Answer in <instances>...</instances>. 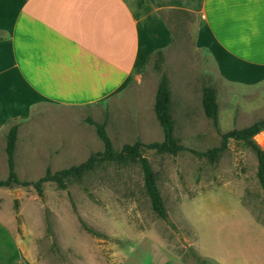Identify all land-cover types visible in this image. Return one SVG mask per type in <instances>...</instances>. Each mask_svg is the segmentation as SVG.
I'll return each instance as SVG.
<instances>
[{
  "label": "rangeland",
  "instance_id": "1",
  "mask_svg": "<svg viewBox=\"0 0 264 264\" xmlns=\"http://www.w3.org/2000/svg\"><path fill=\"white\" fill-rule=\"evenodd\" d=\"M162 14L175 41L161 59L152 56L139 82L105 103L34 109L17 134L14 166L19 180L35 182L46 169L86 161L103 150L95 124L105 125L115 151L136 140L161 142L153 108L166 75L173 134L184 149L160 154L143 148L141 154L155 174L167 219L152 210L136 163H99L65 189L46 182L42 198L32 186L0 187V224L18 245L19 264H217L202 257L234 261L242 255L243 235L230 230L264 225L256 156L232 139L212 159L202 155L221 138L201 105L203 88L212 87L221 133L244 128L264 120V82L222 81L212 59L195 47V16ZM253 139L264 150V131ZM4 167L0 179L7 176Z\"/></svg>",
  "mask_w": 264,
  "mask_h": 264
},
{
  "label": "crops",
  "instance_id": "2",
  "mask_svg": "<svg viewBox=\"0 0 264 264\" xmlns=\"http://www.w3.org/2000/svg\"><path fill=\"white\" fill-rule=\"evenodd\" d=\"M170 10L195 16V47L222 81L264 82V0H0V169L8 129L17 123L18 134L34 109L93 106L138 83L175 41L162 14ZM254 223L257 230H230L244 242L234 261L202 258L264 264V225ZM17 256L0 224V264H19Z\"/></svg>",
  "mask_w": 264,
  "mask_h": 264
},
{
  "label": "trees",
  "instance_id": "3",
  "mask_svg": "<svg viewBox=\"0 0 264 264\" xmlns=\"http://www.w3.org/2000/svg\"><path fill=\"white\" fill-rule=\"evenodd\" d=\"M161 59V52H157ZM201 105L205 116L210 119L212 126L217 131L221 138V143L218 147L212 148L202 155L212 159L217 153L223 151L228 140H235L243 143L256 156L257 159V178L260 187L264 191V150L254 141V136L264 131V120H258L252 124L241 128L231 129L227 132L221 133L218 124V106L216 101V93L212 87H205L202 90ZM171 107V93L169 89V82L166 75H162L158 83L155 102L154 113L156 119L162 129L163 140L161 142H153L144 144L136 140L132 144H124L119 151H115L112 147L110 138L106 132L104 124H95V129L98 138L103 144V150L91 154L88 159L78 165H72L68 168L51 172L46 169L44 175L35 182L19 180L14 166V155L17 140L18 124H12L6 134L5 154L8 173L5 179H0V187H14V186H32L38 197L42 198L43 184L46 182H54L59 188L65 189L66 182L71 179L80 180L84 175L93 171L97 164L104 162H114L118 164L136 163L140 166L143 176L144 190L149 198L152 210L161 219H167L166 209L157 188L156 177L150 167L147 159L141 154L143 148L154 150L157 153L176 154L183 150L184 147L179 144V141L173 134V118L170 112ZM92 123V121H89Z\"/></svg>",
  "mask_w": 264,
  "mask_h": 264
}]
</instances>
